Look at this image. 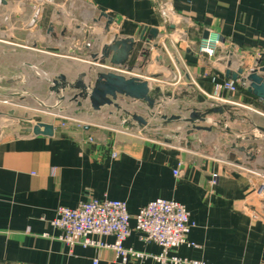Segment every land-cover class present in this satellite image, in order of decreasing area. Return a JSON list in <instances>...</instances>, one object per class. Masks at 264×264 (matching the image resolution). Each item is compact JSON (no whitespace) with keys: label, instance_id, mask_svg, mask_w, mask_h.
<instances>
[{"label":"crops","instance_id":"obj_1","mask_svg":"<svg viewBox=\"0 0 264 264\" xmlns=\"http://www.w3.org/2000/svg\"><path fill=\"white\" fill-rule=\"evenodd\" d=\"M39 1L0 5V98L13 101L0 108V123L12 126L10 133L0 131V264H162L156 257L163 248L145 242L135 221L155 199L183 204L194 223L188 243L169 257L264 264L258 193L264 100L249 92L246 80L253 70L264 77V0ZM36 10L39 19H33ZM209 37L219 39L212 56L200 51ZM125 39L135 40L134 49L123 66L115 65L114 52L105 57V50ZM109 67L171 92L156 104L158 133H148V104L126 97H119V107L96 111L70 95L79 124L65 127L59 116L32 114L36 104L66 114L55 98L64 91L56 94L54 81L83 78L93 85ZM239 70L237 80L229 77ZM226 82L238 91L226 89ZM193 113L203 119L189 121ZM172 116L180 119H164ZM37 118L55 125L52 137L23 130ZM93 198L127 203L131 235L124 247L141 257L123 262L112 249L60 240L62 231L51 224L57 209ZM102 240L113 244L115 237Z\"/></svg>","mask_w":264,"mask_h":264},{"label":"built area","instance_id":"obj_2","mask_svg":"<svg viewBox=\"0 0 264 264\" xmlns=\"http://www.w3.org/2000/svg\"><path fill=\"white\" fill-rule=\"evenodd\" d=\"M218 42V38L214 40L209 37L201 45L200 51L212 56L215 54ZM108 70L124 72L113 67H109ZM224 87L231 92L238 91L237 85L233 82H226ZM61 125L65 127L66 123L62 122ZM174 174L179 176V170H176ZM213 183L216 181L214 180ZM258 193L264 202V185L258 189ZM260 218L264 221V214ZM131 219L132 216L125 201L93 198L80 203L76 208L59 207L51 224L62 231L60 240L67 245L109 248L114 250L123 262H126L129 256H142L124 247V242L131 235ZM135 221L136 229L142 233L145 242H154L163 248V254L156 257L162 264L192 263L177 256H168L170 250L188 243L189 233L194 226L190 213L183 204L171 199H155L140 209L135 216ZM108 236L115 237L113 244H107L102 240ZM94 264L98 262L95 261ZM194 264L197 263L194 262Z\"/></svg>","mask_w":264,"mask_h":264},{"label":"water","instance_id":"obj_3","mask_svg":"<svg viewBox=\"0 0 264 264\" xmlns=\"http://www.w3.org/2000/svg\"><path fill=\"white\" fill-rule=\"evenodd\" d=\"M153 32L155 33L156 31L154 30ZM134 43V39L117 41L112 47L105 50V57H109L110 51H113L112 63L123 66L134 49ZM261 72H264V69ZM240 73H242V70H239L237 73H232L229 77L237 80ZM59 79L60 81H54V87L52 89L56 94L61 90L66 91L67 89L76 91L77 93L74 94L73 99L79 105L82 104L79 102V99L88 101L96 111H99L104 106L119 107L117 103L119 97L143 101L153 109L160 97L171 96V92H163L160 88L152 89L150 83L140 77H127L113 71L99 73L93 85L86 84L83 78L78 79L74 83L66 81L64 77H59ZM246 80L249 82V92L264 100V77L259 74V71H251L246 76ZM59 100L65 101L66 97H60ZM133 118L141 124H147V121L140 116L136 115ZM164 119L173 121L180 119V117L172 116L169 119L164 117ZM195 119L203 118L198 113H193L189 121L193 122ZM23 130L36 136L52 137L55 133V125L53 123L43 122L40 118H37L34 124L26 121Z\"/></svg>","mask_w":264,"mask_h":264},{"label":"rangeland","instance_id":"obj_4","mask_svg":"<svg viewBox=\"0 0 264 264\" xmlns=\"http://www.w3.org/2000/svg\"><path fill=\"white\" fill-rule=\"evenodd\" d=\"M4 0H0V5H2V2H3ZM11 1H15V2H17V5H20L21 4V6L23 5H29V4H34V5H37V4H39V0H11ZM54 4H56V5H61V2L60 1H55L54 2ZM20 6V7H21ZM18 11H20V8H18ZM40 16H41V12H40V10H36L34 13H33V19H39L40 18ZM80 15H79V13H74L73 14V18L72 19H76V20H80V17H79ZM121 70V69H120ZM108 71H110V70H107L106 72H108ZM117 73H120V74H122V75H125V76H127V77H131L129 74H125L124 72H117ZM68 93V92H67ZM65 91L64 92H62V94H58V96L56 97L55 96V98L57 99V103L58 102H60L59 103V107L60 108H62V109H64L65 111H67L66 112V114H64V113H60V111L58 110V107H55L54 109H46L45 107H42V106H40V105H38V104H36V106H34L33 105V107L32 108H30V107H27V108H30L31 110H32V114L33 115H39V116H46V117H50L49 119H51V117L53 116V117H55V116H59V118L62 120V122H64V123H70V122H72V120L75 122V123H77V124H79V121H77L76 119L78 118V116L79 115H77L76 113H74V112H72V109H73V105H72V107H70V105L71 104H69L70 103V99H67V98H70V95H74L75 93H77L76 91H74L73 92V94H71V93H69V94H67ZM66 97V99L67 100H63V101H59V99H58V97ZM54 98V99H55ZM55 99V100H56ZM167 100V99H169L168 97H160V102L161 101H163V100ZM81 100V99H80ZM119 102V101H118ZM117 102V103H118ZM13 104V101H11L10 99H8V98H5V97H1L0 98V108L1 109H5V107H7L8 105L10 106V105H12ZM90 105V104H89ZM5 106V107H4ZM91 106V105H90ZM156 107H154L153 109H152V114L153 115H151V118H152V120H153V124H152V126L151 127H153V128H150L149 129V131H148V133L150 134V135H154V134H156V133H158L159 131H160V129L158 128L159 127V124H160V114H159V112H158V105H155ZM87 107H89L88 105H87ZM90 108V107H89ZM37 111V112H36ZM45 117V118H46ZM41 119V121H42V118H40ZM22 122V121H21ZM20 124H23V122L22 123H20ZM81 124V123H80ZM155 127H154V126ZM11 129H12V126L10 127L9 125H6L5 124V126H4V124H3V122H2V124L0 123V131L2 132V133H10L11 132ZM165 133V132H164ZM167 133V132H166ZM162 135H164L163 133H162Z\"/></svg>","mask_w":264,"mask_h":264}]
</instances>
